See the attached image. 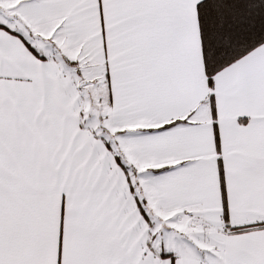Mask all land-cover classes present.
<instances>
[{
    "label": "snow or ice",
    "instance_id": "obj_1",
    "mask_svg": "<svg viewBox=\"0 0 264 264\" xmlns=\"http://www.w3.org/2000/svg\"><path fill=\"white\" fill-rule=\"evenodd\" d=\"M0 264H264V0H0Z\"/></svg>",
    "mask_w": 264,
    "mask_h": 264
}]
</instances>
